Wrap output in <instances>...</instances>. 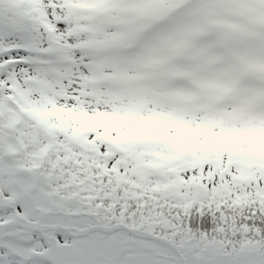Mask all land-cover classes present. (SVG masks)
Listing matches in <instances>:
<instances>
[{
	"label": "snow or ice",
	"instance_id": "1",
	"mask_svg": "<svg viewBox=\"0 0 264 264\" xmlns=\"http://www.w3.org/2000/svg\"><path fill=\"white\" fill-rule=\"evenodd\" d=\"M0 264H264V0H0Z\"/></svg>",
	"mask_w": 264,
	"mask_h": 264
}]
</instances>
